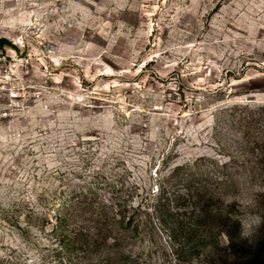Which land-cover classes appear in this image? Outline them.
I'll return each mask as SVG.
<instances>
[{"label":"rangeland","instance_id":"rangeland-1","mask_svg":"<svg viewBox=\"0 0 264 264\" xmlns=\"http://www.w3.org/2000/svg\"><path fill=\"white\" fill-rule=\"evenodd\" d=\"M1 39L20 96L0 110V264H42L44 236L16 224L88 187L145 205L128 247L139 264H171L176 217L166 202L155 212L151 193L186 194L185 174L238 180L230 193L253 188L264 212V175L249 184L244 164L260 176L264 0H0ZM240 235L237 263L264 264V224Z\"/></svg>","mask_w":264,"mask_h":264},{"label":"trees","instance_id":"trees-1","mask_svg":"<svg viewBox=\"0 0 264 264\" xmlns=\"http://www.w3.org/2000/svg\"><path fill=\"white\" fill-rule=\"evenodd\" d=\"M1 45L10 43L1 39ZM244 110L257 112L261 111V107L236 105L230 111ZM252 124V121L249 122V127ZM256 145L264 154V137L257 139ZM203 161H197V167L203 166ZM244 164L246 167L250 164L249 184L264 175V161L259 163L260 176L256 173L258 164L251 161ZM226 165L227 162L219 166ZM183 169L186 168L178 166L176 171ZM186 175V194L167 191L162 187L161 191L157 188L151 193L152 198L158 196L154 203L155 212L166 202L165 212L174 220L176 217L170 230L166 231V249L172 257L171 264H178L182 259L193 262L189 264H238L237 257L242 248L241 224L234 215L238 213L214 206L215 201H223V196L230 193L231 187H237L239 181L223 177L215 181L205 179L195 185L194 173ZM97 194L92 187L73 190L57 205L58 196H54L41 205L36 203L24 213L25 224L18 221L16 226L20 230H32L44 236L42 242L45 243L40 244V255L44 258L40 259L42 264H139V256L128 247L141 238L136 219L145 205L139 203L135 206L133 201L124 199L118 192L113 193L110 201L106 198L99 200ZM5 261L9 263V260Z\"/></svg>","mask_w":264,"mask_h":264},{"label":"clouds","instance_id":"clouds-1","mask_svg":"<svg viewBox=\"0 0 264 264\" xmlns=\"http://www.w3.org/2000/svg\"><path fill=\"white\" fill-rule=\"evenodd\" d=\"M239 187V184L237 183ZM253 188H248L245 194L226 193L223 196V203L225 205L235 203L237 206V213L234 214L236 219L241 224L242 236L248 237L259 228L261 224H264V212L257 209V207L251 203L254 200Z\"/></svg>","mask_w":264,"mask_h":264},{"label":"built area","instance_id":"built-area-1","mask_svg":"<svg viewBox=\"0 0 264 264\" xmlns=\"http://www.w3.org/2000/svg\"><path fill=\"white\" fill-rule=\"evenodd\" d=\"M7 45L0 46V110L5 107V102L15 103L19 99L18 73L14 70L15 58L9 59L7 55ZM8 116L7 113H0V119Z\"/></svg>","mask_w":264,"mask_h":264}]
</instances>
